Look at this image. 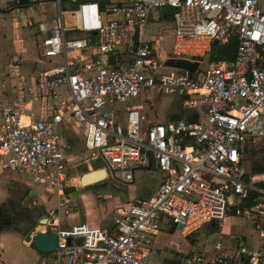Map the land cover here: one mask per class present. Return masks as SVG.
I'll return each mask as SVG.
<instances>
[{
	"label": "built area",
	"instance_id": "2783aa9c",
	"mask_svg": "<svg viewBox=\"0 0 264 264\" xmlns=\"http://www.w3.org/2000/svg\"><path fill=\"white\" fill-rule=\"evenodd\" d=\"M18 1L0 0V7L18 8ZM37 2H51L56 15L39 45L47 68L22 95L23 106L37 101L45 114L23 119L17 107L0 105V163L55 200L36 231L57 238L47 264H150L148 245L164 223L183 238L204 226L216 236L211 258L192 250L183 264H264V171L243 167L248 148L264 158V0ZM159 9L171 19L163 59L155 40L142 37ZM232 39L233 60L199 71L212 42ZM178 61L197 67L189 74L168 63ZM155 94L194 115L147 121L133 104ZM73 128L89 153L82 161L88 171L106 172L98 183L124 190L135 172L161 177L150 196L120 208L110 227L62 225L72 215L66 190L81 187L61 131ZM233 217L251 226L256 244L242 235L224 243L221 227Z\"/></svg>",
	"mask_w": 264,
	"mask_h": 264
},
{
	"label": "rangeland",
	"instance_id": "374dc122",
	"mask_svg": "<svg viewBox=\"0 0 264 264\" xmlns=\"http://www.w3.org/2000/svg\"><path fill=\"white\" fill-rule=\"evenodd\" d=\"M168 14L169 11L167 9H159L152 14L142 36L144 40H150L151 38L155 40V46L162 59L168 54L172 43L171 19L165 18ZM55 15L56 10L51 2L38 3L37 0H29L27 5L23 6L22 10L8 12L5 15L0 16V19L3 20L4 27L11 31L9 36L6 35V43L11 45L10 48L12 50L16 44L18 46V51H20L19 55H17V53L14 54L15 56L17 55L18 62L21 64H27V62L33 63L39 60L40 41L47 35V32H39L37 27L38 22L39 20H42L45 27L48 28L49 20ZM14 22L19 23L17 27L19 34L16 35L15 38H13ZM30 30L33 31L31 35L30 33L28 34ZM23 49L27 50L24 55L22 53ZM21 55L22 57H20ZM11 57L12 56H10V58ZM206 63H210L208 62V58L200 60L199 71H204L207 68ZM14 64L16 65L17 63ZM133 105L145 116V119L151 123L161 121L164 117L170 116L171 114H177L179 113L178 110H180L176 98H169L158 94H155L153 99L148 103L138 104L137 102H134ZM180 112L184 113V115H187L188 113V111L183 110H180ZM71 130L72 133L66 135L69 152L73 155V158L70 159L68 168L71 177L77 178V176H79V178H81L82 174L87 173L89 170L82 162L89 153L84 147L80 131L76 128ZM263 159L264 158L259 149L254 150L248 148L243 161V167L246 171H251L253 164L255 162H262ZM96 163L99 165L98 161H96ZM0 166L3 171L2 177L4 186V198L0 201V207H4V211L9 212L12 218L11 235H0V245L2 247L5 245L4 249L0 247V254H2L0 262L4 264H25V262L29 261L30 263L32 260H19L22 259L21 257L23 253V255H25V250L27 249L22 246L19 250V246H17L16 241L13 240L15 236L19 237L20 233L16 218L23 216L28 211H32V216L43 218L45 210L52 206L53 198L49 197V194L38 185H31L27 183L28 180L25 182V180L19 177L15 172L4 168L2 164ZM5 176L9 179L7 183ZM115 177L119 178V175H116ZM134 178V184L129 185L126 190L118 189L108 182L105 184H93L89 187H84L80 184L81 187L75 186L71 190H68L66 193V199L69 201V207L72 210L73 215L71 216V219L78 218V216L81 215L84 217L85 223L88 226H111V220L113 216L118 214V210L126 207L131 199L133 200L137 194H141V191H139L140 189L158 182L159 175L149 172H135ZM10 179H12V181H10ZM9 185L11 187H8ZM135 187H138V191H136ZM8 191H12L14 194L11 197H8ZM23 194L27 197H32L29 201H25L22 197ZM15 203L20 206V209L16 206L13 207ZM14 210L19 212L16 213ZM228 223L235 225L238 222L235 218L227 221L225 220L222 225L223 231L225 228L228 229ZM37 228L38 227L36 226V231L39 230H37ZM160 231L164 233L161 232L160 236L156 238L154 243L155 246L152 250V257H157L159 260H165L166 257L172 255V251L175 252L179 248L185 249L186 246L190 245L192 246L191 250L208 252V258H211L216 236L211 233L209 227L207 228V226H204L201 229L203 233L201 234L200 239L197 238L191 243L188 239L182 238L179 232L171 226L164 225ZM244 232L246 236H250L252 228L249 224L245 225ZM9 245L11 246V249L7 248ZM2 250L4 253H1ZM27 255L30 257V254Z\"/></svg>",
	"mask_w": 264,
	"mask_h": 264
},
{
	"label": "crops",
	"instance_id": "0c3cea01",
	"mask_svg": "<svg viewBox=\"0 0 264 264\" xmlns=\"http://www.w3.org/2000/svg\"><path fill=\"white\" fill-rule=\"evenodd\" d=\"M22 8H23V6L18 7V8L17 7L16 8L15 7H10V8L8 7L7 8V6H5L4 4H1L0 16L5 15L8 12H13V11L17 12L19 10H22ZM2 21L3 20L0 19V105H9V106L17 107L20 110V112L23 116V119H27V117H32L33 119L42 118L45 114V109H44L43 105L40 104L39 102L33 100L32 102L28 103V105L26 107L23 106L24 100H23L22 94H23V91L27 87L32 86L34 84L37 72L46 69L47 66L45 64L39 63V61H36L33 63L27 62V64H21L20 62H18L17 55H19L20 51H18V46L16 44L12 50L10 48L11 45H8L6 43L7 42L6 41V35L9 36V33L11 31H9L6 27H4ZM18 24L19 23H17V22L13 23V26H14L13 38H15L16 35L19 34V31H17L18 30L17 29ZM37 27L39 29V32L43 30V27H45V25L43 24L42 20H39ZM145 30H146V28H145ZM32 32L33 31L30 30V32H28V34L30 33V35H31ZM13 41H14V39H13ZM26 52H27V50L23 49V51H22L23 55ZM16 53H17V55L15 56L14 54H16ZM7 55H10L12 57L10 58V56H7ZM20 57H22V55ZM14 63H17V64L15 65ZM178 111L180 112V110H178ZM193 115H194L193 112H188L187 115H184V116H186V117L191 116L192 117ZM175 117H176V114H171L170 116L164 117L161 121H168V120H171ZM0 124H1V118H0ZM61 131H62V134L64 135V143H65L66 149L68 151L67 153L70 156L69 159H72L73 155L69 152V146H68V141H67L68 139L66 138V135L69 133H72V130L61 129ZM81 136H82V134H81ZM82 141H83V137H82ZM83 144H84V142H83ZM0 165H1V163H0ZM2 174H3V171H2V167L0 166V201L4 198V194H3L4 186H3ZM5 178H6L5 180L7 183L9 179L6 176H5ZM160 179H161V177L159 175L158 182L160 181ZM10 181H12V179H10ZM25 182H26V180H25ZM158 182H156V183H154L148 187L145 186L144 188L140 189L139 191H141V194H137V196L135 198L144 199V198L150 196L155 191V189L158 185ZM27 183L34 185L28 181H27ZM133 184H134V181L132 182V184H129V185H133ZM8 187H11V186L9 185ZM135 189H136V191H138V187H135ZM124 190H126V189H124ZM13 194L14 193L12 191H10V192L8 191V195H9L8 197H11ZM31 197L32 196H30V198ZM49 197H50V195H49ZM51 198H52V196H51ZM131 201H132V199H131ZM54 205H55V200L53 199V204L50 208H52ZM50 208H47L45 211H47ZM72 215H70L69 218L64 219V221L62 223V225L64 227L80 222L81 215L78 216V218H74V219L72 218L71 219ZM233 218H235V220H237L238 223H236L235 225H233L232 223H228V229L225 228L224 231H223V227H221V233L223 236L224 243L227 245L231 237L242 235L243 237H245L246 239L251 241L253 244H256L255 233L253 232V230H252V232H250V236L245 235L244 228H245V225L248 223L246 221L240 219V218H236V217H233ZM229 219L231 220L232 218H229ZM229 219H227V220H229ZM42 220H43V218L39 217V221H42ZM39 221L37 223H39ZM164 225H165V223L162 224L161 229L164 227ZM108 227H110V226H108ZM164 229H166V228H164ZM39 230H40V228H39ZM161 232L162 231H160L158 233L156 238L158 236H160ZM10 233H11V229L0 230V235H2V236H8ZM162 233H164V232H162ZM202 233L203 232H201L196 238L195 237H189V238H185V239H188L190 243L194 242L197 238L200 239ZM156 238L152 242H150V244L148 245L149 254H150L149 255L150 264L157 262V261L158 262L163 261L162 263H165V264H183L187 258V255L192 251L191 250L192 246L189 245V246H186V248L184 247L185 249L179 248L175 252L172 251V255L170 257H166L165 260L164 259L159 260L157 257H152V250L155 246L154 243H155ZM192 239H193V241H192ZM13 240L16 241V245L19 246L18 247L19 250L21 249L22 246H24V248L26 247L25 249H27V250H25V255H23L24 254L23 253L22 257H21L22 259H19V260H32L30 263H29V261L25 262V264H47V260H48L49 256L38 253L36 250H34V248L30 244L25 243L23 238L21 237L20 233H19V237L15 236V238ZM0 247L4 249L5 245H3V247L0 245ZM10 247H11L10 245L7 246V248L11 249ZM1 253H4V251L2 250ZM26 253L30 254V257H28V255ZM1 255L2 254H0V257H1ZM232 264H237V263H232Z\"/></svg>",
	"mask_w": 264,
	"mask_h": 264
},
{
	"label": "water",
	"instance_id": "95a60500",
	"mask_svg": "<svg viewBox=\"0 0 264 264\" xmlns=\"http://www.w3.org/2000/svg\"><path fill=\"white\" fill-rule=\"evenodd\" d=\"M18 5L20 7L27 5L26 0H19ZM170 66L175 67V68H181L185 69L188 71L189 74H191L194 69L197 67L196 63H189V62H169ZM106 177V172L103 169H100L99 171H94L90 173H84L82 174L80 178V184L84 187H89L91 185H86L90 180H95L97 178H102L100 179L103 181ZM100 181V182H101ZM97 184V183H94ZM93 185V184H92ZM18 207V206H17ZM80 222L84 223V217L81 216ZM44 220L39 221V223H32L28 228L22 232L21 237L23 238L25 243L30 244L34 250H36L40 254L48 255L51 257V253L55 251L56 245H57V238L56 236L52 234H42L39 232H36L35 228L38 224H43ZM182 227L178 226L177 229L180 230Z\"/></svg>",
	"mask_w": 264,
	"mask_h": 264
},
{
	"label": "trees",
	"instance_id": "16d2710c",
	"mask_svg": "<svg viewBox=\"0 0 264 264\" xmlns=\"http://www.w3.org/2000/svg\"><path fill=\"white\" fill-rule=\"evenodd\" d=\"M101 5L104 3L103 1H100ZM165 18L170 19V15L168 14L165 16ZM235 47H236V40L232 39L228 41L227 43L221 44L220 42H212L211 43V49L210 53L208 55V62L210 63H217L220 61H231L234 59L235 56ZM169 63V62H168ZM170 65V64H169ZM184 113L179 112L176 114V117L171 119L172 121L177 119H183ZM263 156V155H262ZM251 171L254 173H259L264 171V159L262 162H255L253 166L251 167ZM71 190V189H68ZM66 190V193L68 192Z\"/></svg>",
	"mask_w": 264,
	"mask_h": 264
},
{
	"label": "flooded vegetation",
	"instance_id": "af4514ba",
	"mask_svg": "<svg viewBox=\"0 0 264 264\" xmlns=\"http://www.w3.org/2000/svg\"><path fill=\"white\" fill-rule=\"evenodd\" d=\"M22 197H23V199H25V201H29L30 200V197H27L24 194H23ZM14 206H16V207L18 206L17 208L20 209V206L17 203H15L13 205V207ZM4 210H5L4 207H0V230L11 229L12 228V221H11L12 218H11V215L9 214V212H6ZM14 212H16V211L14 210ZM18 212H16V213H18ZM31 212L32 211H28L23 216H19V217L16 218L17 225L20 228V235L33 222L36 223V222L39 221V218L36 217V216H32Z\"/></svg>",
	"mask_w": 264,
	"mask_h": 264
},
{
	"label": "bare ground",
	"instance_id": "6f19581e",
	"mask_svg": "<svg viewBox=\"0 0 264 264\" xmlns=\"http://www.w3.org/2000/svg\"><path fill=\"white\" fill-rule=\"evenodd\" d=\"M87 173H90V172L88 171ZM100 179H102V178H97V179H95V180H90V182H88L86 185H92V184H94V183H98V182L101 181ZM38 229H39V228H37V230H38Z\"/></svg>",
	"mask_w": 264,
	"mask_h": 264
}]
</instances>
